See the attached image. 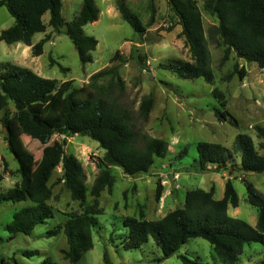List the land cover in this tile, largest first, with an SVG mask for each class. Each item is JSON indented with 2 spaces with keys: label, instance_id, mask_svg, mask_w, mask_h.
Instances as JSON below:
<instances>
[{
  "label": "rangeland",
  "instance_id": "1",
  "mask_svg": "<svg viewBox=\"0 0 264 264\" xmlns=\"http://www.w3.org/2000/svg\"><path fill=\"white\" fill-rule=\"evenodd\" d=\"M201 12L203 29L209 52V66L213 73V83L208 84L202 78L182 79L169 71L159 68L160 64L174 61H190V53L181 35V28L171 13L167 0H128L127 6L136 13L146 25L143 36L136 35L131 27L121 19L115 7V0H94L99 12L98 20L82 28L84 35L97 40V46L90 52L91 61L82 64L78 53L65 35L66 27L59 31L47 26L49 14L42 17L46 25L43 33L32 38L35 45L46 35L48 41L43 45L42 54L34 56L31 47L23 44H6L0 41V73L3 65L13 64L30 69L42 78L56 80L58 85L69 83L70 89H79L90 85V91L98 92L99 87L108 88L103 98L114 101L118 111L126 112L128 123L136 132V145L143 147L145 138H158L168 144V154L163 159H155L148 174L125 175L120 168L111 167L112 186L105 188L97 198L102 213L95 216L92 227L93 248L82 254L75 264H183L185 257L193 264H222L213 260L210 244L200 238L189 239L174 255L161 258V251L152 238L138 248L126 249L123 240L127 234L125 218L131 217L155 221L175 208L181 207L185 192L193 189L209 191L214 188V199L223 196L224 184L231 180L238 197L236 208L228 207V215L245 221L254 227L257 210L246 201L245 183L250 184L264 196V172L243 173L237 168L215 172L213 168L200 172L196 168V144L209 142L220 144L233 150V142L238 134L250 136L258 148L253 127L264 126V71L254 63L235 58L231 53L228 60L221 62L223 47H216L208 37V30L216 24L215 17L204 11L203 0H195ZM61 16L66 24H71L81 8L82 0H61ZM152 21L149 23V21ZM14 19L5 7H0V33L10 27ZM121 59L110 64L115 53ZM139 56L145 58L140 63ZM237 69L245 71L240 80L234 73ZM119 66V76L123 81L122 89L108 84V78L99 80L91 87L90 77L103 69ZM231 75L228 79L227 77ZM216 88L227 101L226 109L237 125L228 121L220 122L215 112L220 109L211 91ZM85 90V94L88 92ZM146 97L153 99L148 117L140 115V104ZM14 113L13 103L0 111V171L6 164L11 176L5 173L0 182V194L13 188L19 181L18 163L8 150L4 139L3 119ZM7 133V132H6ZM54 136L53 140H62ZM19 145L35 161L41 158L43 146L37 140L26 135L19 136ZM186 150L185 154L180 153ZM65 153L74 155L82 164L86 186L87 203L92 205L94 197L90 190L100 169L97 163L104 156L99 144L87 136L75 135L67 138ZM263 153V151H260ZM234 155L239 165V156ZM61 176L58 168L50 180L53 198L52 218L34 228L30 235H12L3 227L12 221V216L29 202H0V264H73L63 257L67 241L61 233L47 236L52 228L63 224L68 216L81 213L79 202L73 201L62 182H56ZM160 183L163 191L156 201V186ZM30 252L31 255H25ZM234 264H264V247L258 243L246 244Z\"/></svg>",
  "mask_w": 264,
  "mask_h": 264
},
{
  "label": "trees",
  "instance_id": "2",
  "mask_svg": "<svg viewBox=\"0 0 264 264\" xmlns=\"http://www.w3.org/2000/svg\"><path fill=\"white\" fill-rule=\"evenodd\" d=\"M128 0H115V7L121 19L136 35L143 36L146 25L139 16L127 6ZM169 9L181 28L191 60L174 61L159 65L160 69L171 72L182 79L202 78L213 83V73L209 66V52L202 24L201 12L195 0H167ZM61 0H0L14 19L13 24L1 31L0 41L6 44H23L31 47L34 56L42 54L43 45L48 41L46 35L35 45L32 38L43 33L46 25L42 17L48 13L47 26L59 31L66 27L65 35L75 47L82 64L91 61L90 52L97 46V40L84 35L82 28L98 20V10L94 0H82L81 8L71 24H66L61 16ZM205 12L215 17L217 22L208 30V37L216 47H223L221 62L228 60L231 53L235 58L256 64L264 71V0H203ZM151 20L148 24H150ZM121 59L119 52L112 57L110 64ZM140 63L145 58L139 56ZM0 73V111L6 109L11 101L14 106L12 117L3 119L6 129L4 139L9 152L18 163L19 181L13 188L0 194V202H29L12 216V221L3 229L12 235H30L34 228L52 218L49 201L53 198L50 180L53 173L61 168V176L56 182H62L73 201L79 202L81 213L68 216L63 226H56L47 232V236L63 234L67 249L63 257L75 264L82 254L93 248L92 227L95 216L103 211L98 207L97 198L101 192L112 186L110 168L117 167L127 176L148 174L155 159H163L168 154V144L158 138H145L143 147L136 145V132L128 123L126 112L118 111L114 101L103 98L108 88L99 87L98 92L90 91V85L79 89H70L69 83L58 85L56 80L42 78L30 69L13 64L3 65ZM119 66L114 65L93 74L91 87L97 81L108 78V84L119 87L123 81L118 73ZM234 73L240 80L245 77L243 69L234 65ZM231 75L227 78L229 79ZM85 90L88 92L85 94ZM220 109L215 116L220 122L228 121L237 125L236 119L227 109L224 95L216 88L211 91ZM153 99L142 100L139 110L143 119L148 117ZM258 148L252 138L238 134L233 142V150L220 144L199 142L196 144V168L203 172L213 168L215 172L237 168L243 173L264 172V126L253 127ZM26 135L37 140L43 146L41 158L37 162L19 145V136ZM75 135L87 136L96 141L104 150V156L97 163L100 169L90 194L95 198L92 205L87 203L88 188L81 162L72 154L65 153L67 138ZM62 136V140H52ZM263 151V153H260ZM186 150L180 153L185 154ZM239 156V165L234 155ZM8 171L6 164L0 171V182ZM246 201L257 210L255 226L228 215V207L238 206V197L231 180L224 184L221 199H214V188L209 191L193 189L185 192L181 207L168 212L159 220L150 221L125 218L127 234L123 240L126 249H134L152 238L161 251V258L174 255L189 239L200 238L211 246L213 260L222 264H234L246 244L258 243L264 247V196L248 183H245ZM163 188L156 186L155 199L161 198ZM30 256V252H25ZM183 264H193L180 257ZM48 260L45 261L46 264Z\"/></svg>",
  "mask_w": 264,
  "mask_h": 264
},
{
  "label": "water",
  "instance_id": "3",
  "mask_svg": "<svg viewBox=\"0 0 264 264\" xmlns=\"http://www.w3.org/2000/svg\"><path fill=\"white\" fill-rule=\"evenodd\" d=\"M3 135H6V132H5V130L3 131Z\"/></svg>",
  "mask_w": 264,
  "mask_h": 264
}]
</instances>
